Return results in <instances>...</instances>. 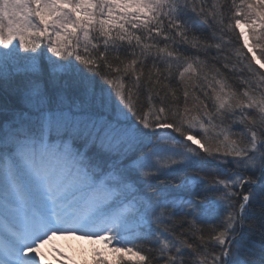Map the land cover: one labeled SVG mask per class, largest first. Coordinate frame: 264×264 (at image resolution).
<instances>
[{
	"label": "snow or ice",
	"instance_id": "snow-or-ice-1",
	"mask_svg": "<svg viewBox=\"0 0 264 264\" xmlns=\"http://www.w3.org/2000/svg\"><path fill=\"white\" fill-rule=\"evenodd\" d=\"M77 234L264 264V0H0V264Z\"/></svg>",
	"mask_w": 264,
	"mask_h": 264
},
{
	"label": "rangeland",
	"instance_id": "rangeland-1",
	"mask_svg": "<svg viewBox=\"0 0 264 264\" xmlns=\"http://www.w3.org/2000/svg\"><path fill=\"white\" fill-rule=\"evenodd\" d=\"M238 31L239 30H237V33ZM242 43L243 41L241 39L239 44L242 45ZM57 243L64 250L66 256L72 258L75 261V264H93V248L102 247L100 244L92 245L90 240H87L79 234L74 237H58ZM47 250L48 249L46 246L45 251ZM48 259H53L51 254H49ZM63 264H68L67 260H64Z\"/></svg>",
	"mask_w": 264,
	"mask_h": 264
},
{
	"label": "trees",
	"instance_id": "trees-1",
	"mask_svg": "<svg viewBox=\"0 0 264 264\" xmlns=\"http://www.w3.org/2000/svg\"><path fill=\"white\" fill-rule=\"evenodd\" d=\"M233 41H234V43H236V41H235V37H233ZM239 43H240V41H239L238 43H236V46H237V47L240 46ZM41 47H44V45L42 44ZM49 55H51V54L49 53ZM90 241H91V240H90ZM91 242H92V241H91ZM91 244L93 245V243H91ZM98 245H99V244H98Z\"/></svg>",
	"mask_w": 264,
	"mask_h": 264
}]
</instances>
